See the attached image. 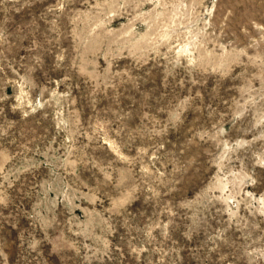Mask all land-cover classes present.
<instances>
[{
  "label": "rangeland",
  "instance_id": "1",
  "mask_svg": "<svg viewBox=\"0 0 264 264\" xmlns=\"http://www.w3.org/2000/svg\"><path fill=\"white\" fill-rule=\"evenodd\" d=\"M0 264H264V0H0Z\"/></svg>",
  "mask_w": 264,
  "mask_h": 264
}]
</instances>
